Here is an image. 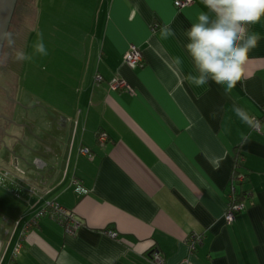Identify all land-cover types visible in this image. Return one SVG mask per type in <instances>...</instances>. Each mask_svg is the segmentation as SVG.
I'll return each mask as SVG.
<instances>
[{
  "label": "crops",
  "instance_id": "0c3cea01",
  "mask_svg": "<svg viewBox=\"0 0 264 264\" xmlns=\"http://www.w3.org/2000/svg\"><path fill=\"white\" fill-rule=\"evenodd\" d=\"M44 1L32 18L45 45L35 58L52 66L55 81L30 90L15 76L16 112L4 127L32 147L39 140L35 154L16 152L38 166L18 158L28 172L21 176L0 145V167L11 174L4 190L21 193L0 219V264H155L152 251L164 264H264V17L249 26L260 41L226 95L212 81L198 88L186 79L195 73L185 31L208 11L202 0L180 8L174 0ZM164 25L175 35L162 39ZM132 44L142 55L136 68L124 59ZM115 81L125 85L112 88ZM236 147L246 174L236 189L250 200L227 220ZM73 180L87 192L75 191ZM46 199L79 222L73 233L48 215L24 229ZM191 233L202 236L194 250Z\"/></svg>",
  "mask_w": 264,
  "mask_h": 264
},
{
  "label": "clouds",
  "instance_id": "9594fccd",
  "mask_svg": "<svg viewBox=\"0 0 264 264\" xmlns=\"http://www.w3.org/2000/svg\"><path fill=\"white\" fill-rule=\"evenodd\" d=\"M208 11H201L186 29L184 45L193 65V72L186 77L195 87L208 85L209 81L223 87L226 95L242 81L249 53L260 41V35L251 32L249 26L264 17V0H202ZM169 25L160 29L162 39L174 36ZM11 30L0 31V47L12 43ZM39 52H45L42 34L38 33ZM175 63L181 64L179 57ZM238 116L251 123L242 108L235 109Z\"/></svg>",
  "mask_w": 264,
  "mask_h": 264
},
{
  "label": "water",
  "instance_id": "95a60500",
  "mask_svg": "<svg viewBox=\"0 0 264 264\" xmlns=\"http://www.w3.org/2000/svg\"><path fill=\"white\" fill-rule=\"evenodd\" d=\"M35 1L36 0H20V5L16 9L17 0H0V31L10 30L14 33L12 37V43L5 44L3 47H0V57L4 64H7L6 71L1 75L0 84L4 87L2 88V93L0 94V134H2L7 138L15 139V143L13 145L8 146L5 139L0 138V145L3 146V149L10 155L13 156V160L15 162V169L19 171L21 176H25L28 172L23 170H18L17 168V160L24 159V164L26 166H32L36 168V159L31 158V160L24 158V156L19 157L16 155L17 153L22 152V150L29 151L31 154H35L38 149L34 147V145H39V140L36 138L33 140L32 145L26 144L21 138L13 135L12 133L7 132L5 123L6 121L13 122V120L8 117V114H15V108L13 110L9 109L22 41L24 36L28 30V27L32 21L35 10ZM16 10V11H15ZM3 43V42H0ZM3 50V51H2ZM2 53V54H1ZM2 69V70H3ZM29 110L31 109L25 108V115H21V119H28L30 116ZM14 124V123H13ZM16 127H20L22 124H14ZM23 126V125H22ZM9 128V127H8ZM1 137V136H0ZM52 153V152H48ZM38 160V159H37ZM28 170V169H27ZM37 171L35 170L34 174H30L31 179L36 180ZM5 245L0 244V262L2 260V253Z\"/></svg>",
  "mask_w": 264,
  "mask_h": 264
},
{
  "label": "built area",
  "instance_id": "2783aa9c",
  "mask_svg": "<svg viewBox=\"0 0 264 264\" xmlns=\"http://www.w3.org/2000/svg\"><path fill=\"white\" fill-rule=\"evenodd\" d=\"M194 2V0H174L175 7H184L189 6ZM124 59L126 62L133 68L139 67L142 62V55L140 49L136 45H130L127 51L124 53ZM97 80H101L102 77L100 75L96 76ZM122 85H125L124 81H115L111 83L112 88H117ZM263 113H264V105L262 107ZM254 128L259 129V123L255 121ZM101 139H103V134H98ZM81 153L83 155L89 156V149L88 148H82ZM10 171L8 170H2L0 169V185H6L10 178ZM241 179V176L239 177V180ZM73 183L75 184V191L79 193H86L87 190L82 187L77 181L73 180ZM234 188L232 187V190ZM15 193H18V190H13ZM28 193H36L35 188H30L28 190ZM245 208V203L243 201L241 202H234L227 204V210L225 212V219L230 220L233 219L234 216L241 212ZM48 215L55 221H57L59 224H62L64 226V231L67 234L73 233L74 230L79 226V222L75 219H73L67 209L58 203L56 200L53 199H46L43 201L42 206L36 211L30 220H28L24 226L25 228H28L31 226V224H34L37 220V218ZM202 236L198 233H191L187 237V243L189 244V248L194 250L196 246L201 243ZM150 258L154 261L155 264H164L163 258L159 255L158 252L152 251L150 253Z\"/></svg>",
  "mask_w": 264,
  "mask_h": 264
},
{
  "label": "rangeland",
  "instance_id": "374dc122",
  "mask_svg": "<svg viewBox=\"0 0 264 264\" xmlns=\"http://www.w3.org/2000/svg\"><path fill=\"white\" fill-rule=\"evenodd\" d=\"M45 3L44 0H36L35 1V8L40 9V7ZM35 27V20L32 19L28 30L25 34L24 41H22V46H21V51H20V56H19V61H18V66H17V71L16 75L18 76L20 80V85L26 89L30 90H35L39 86H44L47 89H51L48 85H51L54 83L55 79L52 77L50 74V70L52 69V66L47 64L45 68H40L38 60L35 58V49H36V43H35V38L38 37V33L41 34L36 30ZM29 42V44H27ZM35 73H37L38 78H35ZM48 100L51 99V94L49 93ZM47 100V99H46ZM18 112L20 114L21 110V102H18ZM20 107V108H19ZM22 115H25V111L21 113ZM26 121V119H25ZM9 129V128H8ZM9 132V130H8ZM3 135V132H2ZM1 135V136H2ZM2 146V145H1ZM3 148V146H2ZM1 151H5L4 149H1ZM2 154V152H0ZM2 158L0 157V166L3 167L4 165L2 164ZM0 169H3L1 168ZM7 170V169H5ZM9 171V170H8ZM11 178V177H8ZM10 193L4 190V187L0 188V197L4 199V202L0 204V219L6 218L4 214L5 209L9 206V203L16 201L14 200L13 197H15L16 194H21V193H15L12 189H10ZM5 191V192H4ZM12 193V194H11ZM7 203L5 204V202ZM4 215V216H3Z\"/></svg>",
  "mask_w": 264,
  "mask_h": 264
},
{
  "label": "trees",
  "instance_id": "16d2710c",
  "mask_svg": "<svg viewBox=\"0 0 264 264\" xmlns=\"http://www.w3.org/2000/svg\"><path fill=\"white\" fill-rule=\"evenodd\" d=\"M20 5V0H17L16 9ZM11 28V27H10ZM9 28V30H10ZM99 134V133H98ZM237 150L236 157L234 159L233 171H232V185L234 189L229 192V201L228 203L234 202H246L250 200V193L248 190L236 189V186L240 185L243 180L246 178V174L242 172V155L238 152V147L235 148ZM241 179L239 180V177ZM6 185H0V187H5Z\"/></svg>",
  "mask_w": 264,
  "mask_h": 264
},
{
  "label": "flooded vegetation",
  "instance_id": "af4514ba",
  "mask_svg": "<svg viewBox=\"0 0 264 264\" xmlns=\"http://www.w3.org/2000/svg\"><path fill=\"white\" fill-rule=\"evenodd\" d=\"M16 11V10H15ZM12 27V26H11ZM3 51V50H2ZM2 54V53H1ZM7 66V64H4L3 62H2V59H1V57H0V79H1V75L6 71V68L5 69H3L4 67H6ZM3 69V70H2ZM2 88H4L1 84H0V94L2 93ZM2 134H0V136H1ZM3 136V135H2ZM36 165L38 166V161H36ZM2 170H5V169H2ZM1 243V242H0Z\"/></svg>",
  "mask_w": 264,
  "mask_h": 264
},
{
  "label": "bare ground",
  "instance_id": "6f19581e",
  "mask_svg": "<svg viewBox=\"0 0 264 264\" xmlns=\"http://www.w3.org/2000/svg\"><path fill=\"white\" fill-rule=\"evenodd\" d=\"M231 190H232V188H231ZM231 190H230V191H231ZM227 204H229V203H227ZM226 210H227V208H226Z\"/></svg>",
  "mask_w": 264,
  "mask_h": 264
}]
</instances>
